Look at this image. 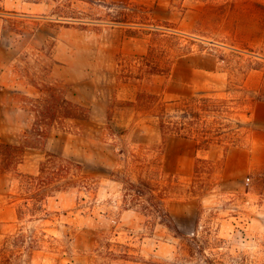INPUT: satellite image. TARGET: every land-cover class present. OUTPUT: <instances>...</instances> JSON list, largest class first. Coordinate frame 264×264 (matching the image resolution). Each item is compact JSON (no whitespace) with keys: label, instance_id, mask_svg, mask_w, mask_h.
Instances as JSON below:
<instances>
[{"label":"rangeland","instance_id":"1","mask_svg":"<svg viewBox=\"0 0 264 264\" xmlns=\"http://www.w3.org/2000/svg\"><path fill=\"white\" fill-rule=\"evenodd\" d=\"M60 2L0 0V141L31 138L38 101L52 86L89 109L86 119H67L60 104L46 147L28 148L17 171L0 173V264H264V166L224 158L249 148L252 104L264 99V0H131L150 17L141 37L106 21L66 25L55 12ZM72 8L107 18L104 7ZM148 64L165 72L146 74ZM139 92L177 101L168 114L183 128L193 109L206 123L193 130L205 126L223 142L197 150L183 129L163 146L155 118L132 105ZM17 123L29 127L12 131ZM47 153L81 162L94 189L56 193L47 216L20 222V174L37 175ZM162 196L186 236L200 220L207 257H191L187 240L160 222ZM19 235L36 242L22 256L28 241L4 249ZM109 242L130 260L100 259Z\"/></svg>","mask_w":264,"mask_h":264},{"label":"trees","instance_id":"2","mask_svg":"<svg viewBox=\"0 0 264 264\" xmlns=\"http://www.w3.org/2000/svg\"><path fill=\"white\" fill-rule=\"evenodd\" d=\"M76 3L87 4L92 7H104L108 10L107 18H101L96 16L92 11L89 13L80 12L72 8ZM147 7L143 5L134 4L131 0L125 2H115L112 0H61L56 6L55 12H57L58 18L66 25H72L73 27L86 29L88 24H98L101 21L115 25L129 26V35L133 37H141L142 34H148L147 31L142 30V26L145 24L143 21H150L148 16ZM116 11V12H112ZM148 14V15H147ZM73 23V24H72ZM75 23H78L75 26ZM146 70V74L154 75L165 72L157 66H150ZM204 102H210L209 99H204ZM42 109H37V120L32 127L30 133L31 138H24L21 144H11L0 141V173L8 174L18 170V166L23 162L25 152L28 148H42L46 147L49 139V133L44 134V130H52L55 128L56 113L60 108V104L63 106V116L67 119H86L87 111L89 110L85 106H80L67 100L65 97H60L59 92L53 86L48 89V97L39 100ZM177 101L162 102L158 100V96L154 94H148L145 92H139L133 106L141 108L156 120V128L159 130L163 146L172 137H183L181 131L185 129L186 136L193 138L197 142V150L209 151L213 144H220L223 141L220 139V134H213L209 128L205 126L200 130L196 128L193 130V124H199L203 118L198 112H194L193 109L187 110L185 118L188 119V127L183 128L176 120L175 114H168V105H175ZM174 108V107H173ZM177 111V107L174 108ZM44 116L42 119L39 117ZM48 116V117H47ZM196 118L198 122H192L191 118ZM39 118V120H38ZM111 119H109L110 121ZM203 124L206 125L205 120ZM197 163L206 161L197 158ZM198 166L195 167V170ZM84 165L74 159L64 158L61 154L47 153L45 160L40 164L39 172L34 174H20V199L21 203L17 206V219L20 222H36L42 220L48 215L47 202L50 198L54 197L56 193L66 191L73 188L78 189H94V178L83 174ZM131 188L136 187L134 183L129 181ZM166 197L162 196L160 200V214L158 218L160 222L164 224L169 230H171L178 237L187 240V251L191 257L205 255L208 240L205 236L199 232V222L197 219L195 222V229L190 236L183 234L179 227L173 221L171 215L168 213L165 207ZM134 205H140L139 200H133ZM27 235H19L11 240L7 239V250L9 245L13 246L15 241L27 243L25 251L32 250L36 242ZM111 243H108L107 251L105 253L99 252L100 259L102 260H130L128 254H117L111 248ZM207 259V258H206ZM206 264H212L209 260H205Z\"/></svg>","mask_w":264,"mask_h":264},{"label":"crops","instance_id":"3","mask_svg":"<svg viewBox=\"0 0 264 264\" xmlns=\"http://www.w3.org/2000/svg\"><path fill=\"white\" fill-rule=\"evenodd\" d=\"M213 74L214 81L217 82L224 80L225 76L223 75V73L214 72ZM250 121L253 124L254 129L252 131L249 148L247 150H228L224 158L225 162L228 163V160L235 155H238L239 157L245 156V158L247 157V168L249 170H255L264 166V99H256V101L253 102L250 114ZM28 127L29 125H21L17 123L15 126L12 127V131H25ZM2 134L3 133H1L0 136ZM56 137L57 135L54 138ZM51 138L52 136H50L49 139L51 140ZM197 155H199V151H197ZM180 163V169H185L186 171H188V166L186 165V163L182 160ZM191 165L192 164H189V169L190 167H192Z\"/></svg>","mask_w":264,"mask_h":264}]
</instances>
